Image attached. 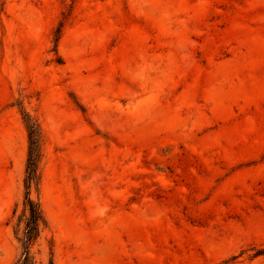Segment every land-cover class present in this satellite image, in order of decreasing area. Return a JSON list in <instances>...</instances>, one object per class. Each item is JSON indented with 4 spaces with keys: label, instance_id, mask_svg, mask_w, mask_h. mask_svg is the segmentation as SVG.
<instances>
[{
    "label": "rangeland",
    "instance_id": "1",
    "mask_svg": "<svg viewBox=\"0 0 264 264\" xmlns=\"http://www.w3.org/2000/svg\"><path fill=\"white\" fill-rule=\"evenodd\" d=\"M23 113L36 264H264V0H0V264Z\"/></svg>",
    "mask_w": 264,
    "mask_h": 264
},
{
    "label": "trees",
    "instance_id": "2",
    "mask_svg": "<svg viewBox=\"0 0 264 264\" xmlns=\"http://www.w3.org/2000/svg\"><path fill=\"white\" fill-rule=\"evenodd\" d=\"M23 121L28 135V152L24 179V220L20 221L24 223V227L19 237L22 254L18 262L19 264H36L32 249L39 240L42 229L47 226V220L40 201L32 198L31 190L33 186L39 187L41 181L43 136L39 123L29 114L23 113Z\"/></svg>",
    "mask_w": 264,
    "mask_h": 264
}]
</instances>
